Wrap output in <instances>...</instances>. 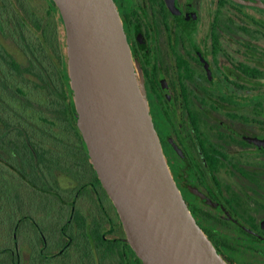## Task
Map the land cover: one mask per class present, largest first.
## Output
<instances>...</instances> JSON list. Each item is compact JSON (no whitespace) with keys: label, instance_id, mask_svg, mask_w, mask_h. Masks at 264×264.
<instances>
[{"label":"flooded vegetation","instance_id":"af4514ba","mask_svg":"<svg viewBox=\"0 0 264 264\" xmlns=\"http://www.w3.org/2000/svg\"><path fill=\"white\" fill-rule=\"evenodd\" d=\"M115 1L190 212L228 264H264V0H175V10L167 0ZM60 79L49 81L60 131L3 137L0 156L36 202L19 210L21 239L2 252L15 264H143L90 161L68 74ZM0 107L11 111L1 98ZM21 110L12 111L26 119Z\"/></svg>","mask_w":264,"mask_h":264},{"label":"water","instance_id":"95a60500","mask_svg":"<svg viewBox=\"0 0 264 264\" xmlns=\"http://www.w3.org/2000/svg\"><path fill=\"white\" fill-rule=\"evenodd\" d=\"M73 113L96 173L143 264H228L197 224L164 156L115 0H52ZM175 10V0H167Z\"/></svg>","mask_w":264,"mask_h":264},{"label":"rangeland","instance_id":"374dc122","mask_svg":"<svg viewBox=\"0 0 264 264\" xmlns=\"http://www.w3.org/2000/svg\"><path fill=\"white\" fill-rule=\"evenodd\" d=\"M26 1L32 11V16L42 21L41 27L37 30L20 27L17 22L19 18L17 19L14 13L15 0H0V4L5 9L2 14L5 31L4 40L0 44V56L13 47L23 63L19 65L15 63L14 70L11 72L12 78L5 76L0 69V98L11 105V109L8 110L11 111L8 113L0 107V118L10 128L7 133L2 128V124L0 125V146L4 144V136L12 142L16 133L10 134V131L15 129L28 131L34 129L33 132L36 134L37 132L49 133V130L60 131V126L55 124L53 126L50 121L52 114L58 110L59 106L55 104L52 92L49 90V81L51 80L50 83H56L58 86L61 82L60 77L67 75L63 25L59 14L49 10L46 0ZM17 13L19 14L18 11ZM23 41L28 44L26 49ZM27 51L33 53L36 64L30 68V71H23L20 65L23 67L25 63H28L24 59ZM17 87H21L25 94L30 91L29 98L22 100L20 97H23V94L17 92ZM24 97L27 96L24 95ZM13 107L22 108L21 112L29 120L23 119L12 111ZM42 118H46L47 121H43ZM15 171L16 166L6 165L0 156V264L16 263V260L13 263L10 256L2 252V249L6 246L13 248L12 243L21 239V229L15 228L18 223L17 218L22 216L19 215L21 211L30 210L36 202L30 190L32 186L22 183Z\"/></svg>","mask_w":264,"mask_h":264},{"label":"trees","instance_id":"16d2710c","mask_svg":"<svg viewBox=\"0 0 264 264\" xmlns=\"http://www.w3.org/2000/svg\"><path fill=\"white\" fill-rule=\"evenodd\" d=\"M15 2H16V4H15L14 8L19 12V14L17 13L16 10L14 13L17 15V19L19 18V20L17 22L20 25V27L34 28L36 30L38 28H40L42 21H41V19H38V18L32 16V11L29 8L27 1L26 0H15ZM46 3L48 5L49 10H51L52 12L56 11L58 13V11L55 7V4L53 3L52 0H46ZM4 10L5 9H4L3 5L0 4V44H2V42L4 40L3 36H4L5 30L3 28L4 23L2 20V17H3L2 14H3ZM23 42L25 44L24 47L26 49L28 44L26 41H23ZM32 56H33L32 54H25L24 59L25 60L29 59V63L31 65H35V63L32 61L35 59ZM6 58L9 60H7ZM4 59H5V61H4ZM20 60H21V58H18L17 51L13 47H10L9 51L6 50L4 55L0 56V69H1V71L10 75V73H11L10 69H12L14 67L15 63H17V65H19V63L23 64ZM6 66L10 67V69L8 70Z\"/></svg>","mask_w":264,"mask_h":264}]
</instances>
